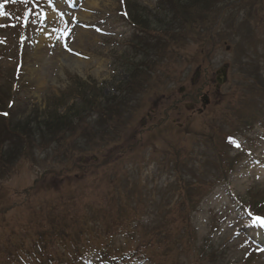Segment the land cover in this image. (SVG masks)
<instances>
[{"label":"rangeland","instance_id":"1","mask_svg":"<svg viewBox=\"0 0 264 264\" xmlns=\"http://www.w3.org/2000/svg\"><path fill=\"white\" fill-rule=\"evenodd\" d=\"M92 1L97 6L90 8L89 0H0V108H3L1 100H4L5 104L13 101L12 108L8 109L7 106L5 109L14 112L16 117L14 124L21 121L36 126L44 123L48 112L56 114L60 110L62 114L73 102L79 103L82 109L85 104L81 98L92 97L95 94L92 93L93 88L102 89V94L106 96L113 90V86H117L119 80L124 81L126 78L122 71L119 73L117 70L120 69L119 64L126 61L128 55L126 43L129 35L138 29L132 18V11L137 12L138 9L141 14L136 13V17L141 18L144 23H150L151 27H154L152 30L157 31L159 23L164 29H168L163 20L166 18L170 20L171 11L174 9L171 3H167L169 0ZM242 2L248 4L242 9H232L226 22L221 23V28L217 30V42L214 41L215 46L214 42L208 40L206 33H201V30L197 33L192 29L183 30V36L179 39L182 41L187 38L186 42L189 45L185 47L181 42L180 48L176 51L182 56L183 61L179 59V64L174 66L177 61V57L174 56L168 73L162 71L164 76L159 79V85L165 84V91L173 89V96L167 97L156 121L147 125L149 130L157 120L161 121L164 118L163 111L172 106L173 98L179 97L180 87H184L187 93L191 92L190 80L195 77L198 69L204 68L202 76H205V71L209 73L212 84L211 77H215L216 81L217 71L222 68L228 67V77L220 86L219 92L211 90L212 108L210 107L207 116L188 120L185 129L174 124L171 131L162 133L161 141H156L155 146L144 145L143 149H136L135 153L128 154L126 173L131 180L143 184L138 187L140 194L145 195L148 190L150 195L151 201H142L136 206L137 209H144L138 220L144 227L158 220L165 204L160 206L157 203H163L165 196L172 197L170 199L172 203L175 201L178 203L180 200L179 194L170 195L171 192L176 191L173 180L168 179L170 172L166 168L174 165L171 147L176 149L177 158L186 163L185 169L195 166L197 170L198 162L208 163L210 159L207 155L210 151L213 152L211 148L214 143L210 137L215 138V130L210 131V127L225 132L241 128L240 124L230 127L224 125L228 117L222 109L233 112L232 105L248 103L254 99L252 96L257 92L255 83L247 79L250 75L256 77L260 73L257 79H264L262 77L264 76V0H242ZM129 6L135 7V10L128 8ZM160 8H165L167 11L163 12ZM240 10L241 12H238ZM252 10L255 13L251 16ZM83 14L86 15V20L80 19ZM246 22L251 28L250 32ZM165 34V32L161 33L163 37L159 36V39L169 35V33ZM198 34L203 35L201 40ZM60 37L63 38V42L60 41ZM38 39L39 46H37ZM44 39L45 42L42 43ZM173 41L180 42L176 38ZM201 49L203 52H200ZM70 51L73 53L70 54ZM79 70L84 76L78 75ZM174 71L183 74L187 79L180 86L174 84L172 80L171 74ZM72 76L78 77L80 82L71 81ZM153 82L156 85L157 80L154 79ZM203 82L205 80L199 77L194 89L198 90ZM263 88V84L259 85V89ZM241 90L244 92L248 90L250 96L241 99L235 93ZM12 95L14 98L10 100ZM141 98L142 96H139L137 101L134 99L133 108L141 107L139 104ZM146 99L147 97L144 101ZM157 103L159 102L154 101L153 105ZM191 103L185 101L180 109L170 112V118L178 124L185 123L192 113L191 110L186 109V106H193ZM199 107L200 105H196L194 110ZM133 115L138 116L135 113ZM8 116L9 119L12 118L11 114ZM143 116L146 117V110ZM134 124L132 120L126 133L122 131L108 137L111 143L107 140L106 144L110 145L114 156L116 151L122 152L127 144L129 146L136 141L135 130H142L143 121L135 127ZM255 127L254 135L251 137L253 140L240 141L235 151L243 154L242 159L239 160L243 161L236 165L228 181L221 183L201 207L196 206L193 212L192 224L197 234V247L207 245L209 247L207 251L213 256L222 254L223 249H226V261L221 257L220 263L264 264V250L255 242L261 229L258 228L261 224L255 214L264 217V128L258 125ZM187 129L189 130L186 131ZM112 133L114 134L113 131ZM148 133L144 139L148 138ZM206 134H209L208 138ZM98 144L102 146L99 139ZM227 147L224 142L217 145L223 158L228 157L224 152L225 148L228 151ZM87 150L86 173H81L80 169L74 166L80 161V149L73 151L77 156L69 155L68 158L66 155L55 158L52 155L49 160L39 155L40 151L37 153L34 150L27 165L23 166L15 176L0 183V195L6 198L4 201L0 196V212H4L3 216L0 215V242L4 241L10 230H22L15 222L24 225L31 218L36 206L40 207V204L48 200L51 195L62 194L67 190L75 191L76 194L92 193L94 188L87 187L91 185L89 180H99L101 177L99 174H102L98 170L99 167L91 171V168L96 167L92 162H95V156L103 158L109 152H98L92 148ZM235 153L231 152V155ZM49 169L53 171V177L46 180L47 186L35 189L36 183H41L40 186L46 185L39 179ZM119 173L120 176L124 174ZM118 180L125 181V177H120ZM85 182L87 186L84 185ZM109 187L115 189L114 186ZM29 194L32 196L30 212L7 205V201ZM137 230L144 233L142 228ZM172 231L175 232L170 234L171 243L179 234L176 229ZM148 234L150 237L153 236V233L148 232L146 236ZM138 236L135 231L125 232L123 236L114 237V243L110 242L108 248L112 244V247L118 250H126L125 242L132 241ZM137 242L132 241L129 247L135 248ZM91 260L89 259L87 264H94L90 262ZM180 260L182 264H188L186 256H182Z\"/></svg>","mask_w":264,"mask_h":264},{"label":"trees","instance_id":"2","mask_svg":"<svg viewBox=\"0 0 264 264\" xmlns=\"http://www.w3.org/2000/svg\"><path fill=\"white\" fill-rule=\"evenodd\" d=\"M182 1L169 0L167 2L168 4L171 3L174 6V9L170 14V20H168L167 18L163 20L168 29H164L159 23L158 29L160 31H155L154 33L153 31H150V33L158 39L159 36L163 37L161 33H169V35L164 37V39H159V43L155 42L152 45L151 42H149V46H152V48L154 46L155 49H157L164 56H167V52L161 51L160 47L164 46L166 50L169 49L170 46L174 45V43H172V39L176 38L179 40V37L183 36V30L192 29L195 32H199L202 29L204 30L209 27L207 21L216 18H218L219 20L221 18H219V16L223 15V11L227 7L233 8L235 7V5L242 3V1L235 2V0ZM218 7L219 10H217ZM161 10H163V12L167 11V9L165 8H161ZM145 25L146 28H149V30L151 29L150 23L145 22ZM179 31L181 32L179 33ZM163 42L167 43L163 45ZM138 71V76V72H135L133 75V85L136 84L137 88L139 87L142 89V87L140 86L142 85V80L140 79V67L138 68ZM154 73L157 74L158 72L154 71ZM259 74L260 73H258L256 77L250 75L247 78L249 79V81H251V83H255V91L257 92V94L255 96H252L254 99L248 101V103H238L232 105L231 110L235 111V113L230 112L225 108L222 109V111L225 112L226 117H229L230 114L234 116V119L232 118L233 123L234 121L243 123L241 119V112H249L251 110L255 111L257 114H260L259 111L264 109V88L259 89V85H264V79H257ZM251 77L255 78L250 79ZM145 78L151 81L153 75H147ZM144 83L148 84L147 81H145ZM235 93L238 94L241 99L250 96L248 90L245 92L242 90L237 92L235 91ZM100 106L96 102L95 108L96 110L100 111L96 123H99L100 128L98 127L95 131H92L90 133L86 132L87 136L86 138L84 137V140L88 144V147L92 148L93 150H102L104 147L103 145L100 146L98 144L99 137H101V140L103 142H106L108 136L112 134V131L119 134V128H122L124 126L122 121L118 120V117H116L120 113L121 105L111 104V102H105V105L100 104ZM257 114L253 115V119H259V116ZM58 117L60 116L56 115L54 117L55 119H53L54 122H51L52 124L49 125V128H51L53 124H56L54 130L49 131V134L42 132V136L40 137L39 135V138H37V133V136L33 134V132H35V129L33 130L32 128H27L28 131H26L21 128V126L24 128L25 125H17L16 128H14V130L11 132V122L3 119L2 127L7 129L8 132H11V135H14L16 138H18L21 145H25L27 147L25 151L20 150L18 157L13 158V160L11 161L13 155L12 152L5 150L3 148L4 141H0V169L2 170L3 176H7L9 174L12 175L13 170L16 171V168L21 166L23 162L22 159L27 160L29 158L27 154H25L28 150L32 151L33 149L37 148L41 151H44L48 148H51L53 145H55L57 149H64L65 147L63 145L66 144L67 140L65 138V134L70 135V138L72 139L75 146H77L78 143L80 145V141L82 138L81 136H84L81 128L83 119H85L84 115H80L77 113L73 115L71 112L65 115V117L62 119H58ZM172 129V125H169L168 123L164 124L162 128L151 132V138L147 139L148 143L151 144L157 136L158 137L155 140H158V138L161 137L162 133L171 131ZM212 130L216 131L215 138L213 136L210 137V140L214 142L212 144L213 153L211 155L215 158V153L221 154L220 149L217 148V145H220L222 142L226 143L227 145L228 141L225 136H222L223 131L219 132L217 128L214 129L213 127H210V131ZM205 136L208 138L209 134H206ZM55 139L57 141H55ZM46 143L48 144L46 145ZM69 149H71V147ZM171 149L173 154L172 157L174 159V165L171 166L170 169L175 175L176 172L178 174H181L179 169L181 167H186V163L181 162L177 158V151L174 147H171ZM66 152L70 154L71 150H67ZM113 158L115 159L116 156L111 155L105 158L103 162L106 167H108L112 172H117L115 168L121 166L124 161L129 160L128 158H118L114 161ZM214 166L216 167L217 171L215 174L227 177L228 174L233 170L234 163L232 162L225 165L222 160L216 159V162H214ZM51 175H53L52 170L50 174L49 172L46 173V176ZM217 175L211 176L210 179H202V182L207 184H199V181L201 179L196 177H194L195 180H188L181 175L180 177L176 175L177 181L179 183V190L182 191L183 199V201H181L179 204L185 207L189 205L190 208L197 206V203L200 202L205 193L210 192L214 188L215 182H218ZM114 176L115 175H111L107 178H103L99 182L102 184H107L109 182L117 183L118 179L114 181ZM130 181V177L126 176L124 185ZM95 190L98 191L89 194L88 197L86 194L77 195L75 192H72L67 195H61L57 198L60 202L71 203V205L70 207H66L62 206L61 204H57V208L55 209V211L49 214L45 219V224L40 225L39 231L37 233L38 249L36 260L33 259V255L27 248V244L24 239L20 240L24 244L15 247L12 243H10V236L5 239V243H3L2 246L7 249V246L9 245V248H11L16 253L19 259H28L30 264H74L77 262L81 253L88 252L93 249L100 250L101 252H103V255H105V251H108V254H113V257L119 256L120 253H116L119 251H123V253L125 254V249L118 250L117 248L112 247V244L111 247L108 248V245L110 242L114 243V237L123 236L125 232L131 231L132 229L137 230L139 228V226L133 227L131 223L137 215L136 212L134 210L132 211L131 209H135L140 202L144 201L143 199H140L142 194H140V197H138L135 192H129L126 190L123 192H111L108 191V189L105 190L104 185L101 189ZM84 198H88L94 207L92 210V217H88L85 208L82 209L76 206V204H80V201ZM81 212L84 213L83 216L80 215ZM179 219H181V214L179 215ZM182 219L185 223V228L188 230L190 239H194V232L191 227L190 217H182ZM158 230L159 228H155L151 232L155 233V235H158ZM125 244L126 246H128L130 242H125ZM143 244L144 242H142V245ZM109 250L111 251L109 252ZM192 252L193 246H191L186 251L188 255H191ZM162 257H164L162 254H156V251H154L149 256V259L152 264H155L156 260ZM197 258V261L204 260V258H202L200 254ZM0 264H6V262L3 261L0 262Z\"/></svg>","mask_w":264,"mask_h":264},{"label":"bare ground","instance_id":"3","mask_svg":"<svg viewBox=\"0 0 264 264\" xmlns=\"http://www.w3.org/2000/svg\"><path fill=\"white\" fill-rule=\"evenodd\" d=\"M88 6L91 8V7H95V6H97L96 5V3H94L92 0H89V2H88ZM80 19L81 20H86V15H82L81 17H80ZM261 235H264L263 233H261Z\"/></svg>","mask_w":264,"mask_h":264},{"label":"snow or ice","instance_id":"4","mask_svg":"<svg viewBox=\"0 0 264 264\" xmlns=\"http://www.w3.org/2000/svg\"><path fill=\"white\" fill-rule=\"evenodd\" d=\"M229 139H230V142H232V143H236L234 139H232V138H229ZM236 146L239 147V144H237ZM257 219H258V220H261V218H259V217H258ZM262 222H264V221H262Z\"/></svg>","mask_w":264,"mask_h":264},{"label":"water","instance_id":"5","mask_svg":"<svg viewBox=\"0 0 264 264\" xmlns=\"http://www.w3.org/2000/svg\"><path fill=\"white\" fill-rule=\"evenodd\" d=\"M220 83H222V80H220Z\"/></svg>","mask_w":264,"mask_h":264}]
</instances>
